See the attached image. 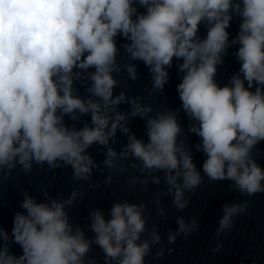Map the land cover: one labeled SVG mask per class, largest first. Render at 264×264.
Listing matches in <instances>:
<instances>
[{
    "label": "clouds",
    "instance_id": "9594fccd",
    "mask_svg": "<svg viewBox=\"0 0 264 264\" xmlns=\"http://www.w3.org/2000/svg\"><path fill=\"white\" fill-rule=\"evenodd\" d=\"M234 17L239 31L230 40ZM118 37L125 42L118 44ZM233 45L239 46L234 56L241 66L221 87L215 77ZM135 61L148 69L150 93L164 91L177 62L183 74L179 109L156 111L125 90L116 93L118 76L133 84L140 79ZM180 111L190 121L188 132L199 137L193 147L205 156L202 170L193 161ZM135 118L144 120L147 140L132 132ZM117 133L127 138L119 151L113 147ZM262 142L264 0H0V184L18 166L30 175L34 166L45 165L50 171L70 167L74 181H88L100 166L88 151L97 145L111 173L138 172L130 187L159 186L162 173V194L181 212L190 203L186 193L194 194L204 177L229 181V189L243 197L264 193V167L257 160ZM111 183L109 175L105 184ZM41 194L45 199L38 202L23 191L24 211L14 214L11 233L0 228V264H97L88 258L92 245L104 264H145L162 241L157 227H147L144 201L114 202L110 219L102 209L90 210L94 235L88 238L70 218L75 192L66 199L46 189ZM153 202L167 219L160 193ZM248 208L247 199L223 204L216 236L230 232ZM176 225L168 230L169 245L199 229L196 218L178 216ZM13 243L22 255L10 251ZM164 254L161 248L156 256Z\"/></svg>",
    "mask_w": 264,
    "mask_h": 264
},
{
    "label": "water",
    "instance_id": "95a60500",
    "mask_svg": "<svg viewBox=\"0 0 264 264\" xmlns=\"http://www.w3.org/2000/svg\"><path fill=\"white\" fill-rule=\"evenodd\" d=\"M139 11L144 12L145 9L139 8ZM239 23L238 17H234L230 22V27L227 29L230 40L237 35ZM206 34V26L200 25L198 35L203 38ZM124 42L122 37L117 38L118 44ZM238 47V45H233L228 49V54L223 58V64L218 68L215 79L221 87L229 84L231 76L239 71L241 64L234 56ZM134 63L138 64L140 79L133 84L127 80L125 75L118 76L117 79L121 84L120 88L116 89V93L125 90L131 96L140 97L144 103L152 104L156 111L176 110L181 107L177 85L181 82L183 74L177 71L176 61L169 69V83L165 85L161 93H150L151 83L148 69L142 62L135 61ZM77 86L80 94L84 95L85 88ZM120 107L122 110L128 109V105ZM178 118L186 134L188 146L192 150L193 161L197 168L202 170L205 156L193 147L199 142V137L188 132L190 121L183 111L179 112ZM65 119L69 125L73 123L67 117ZM82 121L90 123V116H84ZM82 121L76 124L77 128L83 126ZM130 128L138 138L147 140L144 120L140 118L131 120ZM126 142L127 138L117 133V141L113 147L119 151L122 144ZM257 148L259 150L257 160L264 167V142L260 143ZM88 151L100 165L99 168L93 170L88 181H74L70 167L50 171L46 165L34 166L32 173L25 175L18 166L11 177L0 184V228L11 233L14 214L17 211H24L20 207L23 191H28L38 202L45 199L41 194L45 189L50 196L59 199H66L75 192L76 200L70 209V218L73 224H79L85 228V235L88 238L94 235L88 230L90 210L102 209L105 218L110 219L109 210L114 202L125 199L134 203L144 201L148 205L145 212L148 219L147 227L149 230L153 226L157 227L162 237L161 243L154 245L151 254L145 258V264H253V262L264 264V193L250 198L243 197L240 193L229 189V181L211 182L204 177L203 183L194 194L186 193L190 199L188 207L177 212L172 206L171 197L162 194L166 188L162 173L159 174L161 176L159 186L150 184L148 190L143 191L141 186L130 187L131 178L139 175L138 172L129 168L124 174L111 173L102 163L104 156L99 146L93 145ZM122 163L127 162L122 161ZM109 175L112 176L110 185L105 184V179ZM157 193L161 194V203L167 213V219L161 218L155 211L153 198ZM245 199L249 201L248 211L236 218L235 226L230 232L221 233L217 237L216 228L218 219L222 215L221 206L225 203H239ZM178 216H183L186 220L196 218L199 222V229L188 238L183 235L179 236L175 244L169 245L167 243L168 230L177 228L176 218ZM217 246L219 250L213 251ZM161 248L164 249L165 254L162 258H157L156 253ZM169 249L172 251L169 252ZM10 251L17 256L22 255V250L17 244H11ZM88 258H95L97 264H104L103 253L96 245H92Z\"/></svg>",
    "mask_w": 264,
    "mask_h": 264
}]
</instances>
